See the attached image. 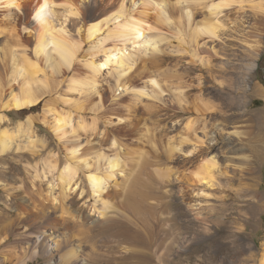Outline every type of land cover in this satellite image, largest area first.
Returning a JSON list of instances; mask_svg holds the SVG:
<instances>
[{
  "label": "bare ground",
  "instance_id": "1",
  "mask_svg": "<svg viewBox=\"0 0 264 264\" xmlns=\"http://www.w3.org/2000/svg\"><path fill=\"white\" fill-rule=\"evenodd\" d=\"M249 11L261 22L241 32ZM263 51L264 0H0V264H169L191 239L181 205L161 213L152 249L111 254L96 233L142 212L148 167L169 200H188L200 241L230 225L236 242L246 238L264 214V108H253L264 99ZM39 101L41 117L2 127L8 110ZM37 121L51 125L54 145ZM11 152L45 154L42 168L14 175ZM229 256L264 264V242Z\"/></svg>",
  "mask_w": 264,
  "mask_h": 264
},
{
  "label": "rangeland",
  "instance_id": "2",
  "mask_svg": "<svg viewBox=\"0 0 264 264\" xmlns=\"http://www.w3.org/2000/svg\"><path fill=\"white\" fill-rule=\"evenodd\" d=\"M252 12L253 11L248 12L251 13V17L246 21L244 20V24L239 27V30H241V32H245L246 30L249 31L253 29V25L255 27L257 26V23L261 22L260 19L253 18ZM6 61L7 67L9 68V60ZM183 64L189 65L187 61L183 62ZM105 70L107 71L108 68H105ZM196 73L197 72L195 71L191 72L192 75H195ZM256 77L258 78V80L264 83V51L259 61V66L256 70ZM121 89L123 90L124 88L121 87ZM164 94L167 95V92H164ZM253 108H264V99L258 97L256 99V102L253 103ZM44 111V101L37 102L31 109H10L7 111V117H9V120L6 123L2 124V127H8L13 130L16 128L17 123L26 120V117H41L44 114ZM88 116H91V114H88ZM186 117L188 116L181 115L178 118L179 120L181 119V122H174L175 126L173 128L172 135H178L179 131L181 130V126H183V124L186 122ZM172 120V118H167V120L165 121L172 123L170 122ZM36 129L37 133L40 136H46L51 139L53 141L52 145L56 143L57 137L50 124H44L41 121H37ZM230 142H232L233 144H239V141L234 138L230 139ZM22 154L24 156H21ZM43 156H45V154L32 156L29 153L25 154L22 152H11V160H9L8 162H16L17 164L16 172H14V175L19 172L25 178L30 179L34 177L38 170L40 171V169L42 168L41 158ZM27 157L29 160L28 163H26ZM20 159L22 161H25L23 163L17 162ZM152 173L153 172H151L150 167H148L145 171L144 182L146 184V188L144 189L146 190L145 192L147 193L146 196L148 199L145 202L144 208H142V212L138 214L132 210H128L126 211V213L128 214L127 216L117 217V219L112 224L102 226L101 228H98L96 230V233L101 232L104 239V242H101V244H103L105 246V249L109 250L111 254L117 252L123 247V245L126 244L130 246L132 243L133 244L131 245V247L134 246L136 249H152L155 241L161 238L165 233L164 228H162L163 226L159 225L157 220L159 217L161 218L162 212H165V214H167V210L169 208L168 204L170 202L175 205H181L182 207H184L183 209L181 208L180 211H178V219L181 221V227L183 226L181 228V232L184 234H188L191 239L189 243L184 242L182 243L183 245H180V247H174L172 254L169 257V264H241L237 261V259L229 256L230 251L234 248L235 245L240 244L242 246L250 245L258 247L264 242V214L262 215V217L257 219L258 226H256V228L249 227L246 230V238L241 237V239L237 242L235 240V234L237 231L236 225L226 226L220 233L219 237L211 239L209 237L205 242L200 241V239H198V222L195 220L196 214L189 209L186 202L188 200L184 201L180 197L172 198L171 200H169V196L165 192H163L164 186L157 183ZM259 175L262 176V182L260 184L259 192L264 195V164L260 167ZM236 186H238V183H236ZM0 195L2 196V198L6 196L1 188ZM195 198L196 197H194V199ZM87 200L89 201L90 198H87ZM79 203L83 204V201H80ZM91 214L95 217L97 216V214L93 212H91ZM121 230L125 231L126 233H138L140 235L138 236L139 240H133L129 238V241L125 240L126 242L123 244V242H121V238L117 239L110 236L112 232H118ZM209 242H213L214 245L211 244V247H209ZM204 243H207V245H204ZM254 249L256 251V248ZM153 259L154 258H150V261H152ZM155 262L156 260L154 259L152 263ZM4 264L13 263L7 261ZM31 264H45V260L44 258H39L32 261Z\"/></svg>",
  "mask_w": 264,
  "mask_h": 264
}]
</instances>
